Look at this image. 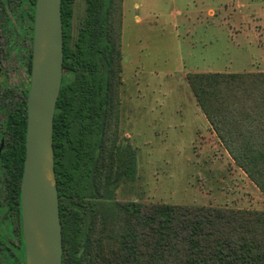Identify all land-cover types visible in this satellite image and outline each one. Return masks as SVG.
I'll list each match as a JSON object with an SVG mask.
<instances>
[{
  "label": "rangeland",
  "instance_id": "1",
  "mask_svg": "<svg viewBox=\"0 0 264 264\" xmlns=\"http://www.w3.org/2000/svg\"><path fill=\"white\" fill-rule=\"evenodd\" d=\"M1 1L12 33L0 31L3 97L16 85L29 36L18 24L19 0ZM70 6L72 46L86 3ZM108 21L113 71L93 181L101 201L264 210V195L224 149L186 80L189 73L264 72V0H113ZM6 109L0 106V131ZM99 225L86 211L82 262L120 264L113 227L106 235Z\"/></svg>",
  "mask_w": 264,
  "mask_h": 264
},
{
  "label": "trees",
  "instance_id": "2",
  "mask_svg": "<svg viewBox=\"0 0 264 264\" xmlns=\"http://www.w3.org/2000/svg\"><path fill=\"white\" fill-rule=\"evenodd\" d=\"M73 1L61 0L65 72L52 124L61 264H84L86 211L97 216L104 234L113 227L109 235L119 243L115 259L120 264H264V210L113 202L107 197L101 201L93 181L107 107V74L113 71L108 21L113 0H84L83 26L69 46ZM34 3H18V24L29 36ZM10 26L0 0V31L5 38L12 34ZM186 80L224 149L264 195V72L189 73ZM3 123V134L10 139L0 154V171L13 180L19 195L25 101L21 110L7 113ZM127 172L133 175V165Z\"/></svg>",
  "mask_w": 264,
  "mask_h": 264
},
{
  "label": "water",
  "instance_id": "3",
  "mask_svg": "<svg viewBox=\"0 0 264 264\" xmlns=\"http://www.w3.org/2000/svg\"><path fill=\"white\" fill-rule=\"evenodd\" d=\"M31 76L26 96L20 182L25 264H61L62 233L55 187L52 124L63 60L61 0H35ZM0 142V152L3 147Z\"/></svg>",
  "mask_w": 264,
  "mask_h": 264
},
{
  "label": "flooded vegetation",
  "instance_id": "4",
  "mask_svg": "<svg viewBox=\"0 0 264 264\" xmlns=\"http://www.w3.org/2000/svg\"><path fill=\"white\" fill-rule=\"evenodd\" d=\"M31 50L32 36H29V43L24 46V53L21 57L24 63H21L19 66L16 85L9 87L6 94L2 93L3 97L0 96V106H7V112H9L8 106L12 107L11 110L18 111L22 109L23 101H25L26 104L27 93L25 94V89L27 88L28 92L31 76V67L28 70V65L31 64ZM64 72L65 70L63 69L62 76ZM4 77L5 72L3 69H0V79ZM2 124L4 125V123ZM2 134L3 126L0 131V142L1 139H3L4 142L2 147L3 150L6 143ZM5 176L7 177V174L0 171V259L8 258L17 260L18 264H25L24 243L21 234L20 185L18 188L19 195H17L13 188V180Z\"/></svg>",
  "mask_w": 264,
  "mask_h": 264
}]
</instances>
